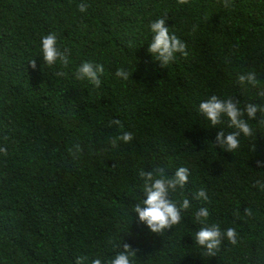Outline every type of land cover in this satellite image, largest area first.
Wrapping results in <instances>:
<instances>
[{
  "label": "trees",
  "instance_id": "1",
  "mask_svg": "<svg viewBox=\"0 0 264 264\" xmlns=\"http://www.w3.org/2000/svg\"><path fill=\"white\" fill-rule=\"evenodd\" d=\"M224 2L0 0V264H110L125 243L135 251L131 264H264L260 114L253 135L241 133L229 152L217 133L237 129L227 116L213 126L198 110L212 95L242 108L264 104V0ZM163 17L188 51L167 67L148 51L149 25ZM48 34L67 66L44 61ZM86 61L105 67L99 88L76 78ZM253 70L259 85L241 87L238 75ZM123 131L133 141L114 148ZM160 167L167 178L188 168L187 184L168 199L191 206L179 224L154 233L134 207L146 199L139 172ZM200 189L206 201L195 198ZM200 208L210 213L204 223L195 219ZM213 224L235 228L237 243L222 238L207 256L195 234Z\"/></svg>",
  "mask_w": 264,
  "mask_h": 264
},
{
  "label": "clouds",
  "instance_id": "2",
  "mask_svg": "<svg viewBox=\"0 0 264 264\" xmlns=\"http://www.w3.org/2000/svg\"><path fill=\"white\" fill-rule=\"evenodd\" d=\"M179 5H186L189 0H177ZM224 6L228 7V0H225ZM78 10L81 13L87 12V5L80 3L77 5ZM150 32L153 34L152 41L149 45L148 51L153 54L154 59L159 60L163 67H167L176 58V54L180 53L183 56H188L187 45L176 34L170 33V28L166 26L165 18H159L152 21L149 25ZM43 59L48 65H54L58 60L65 66L68 64V56L62 53L57 48V37L55 34L45 35L41 40ZM32 68H36V62L32 61ZM105 72V67L101 63L93 64L92 62H84L76 70V78L79 80H87L94 87L99 88L101 86V75ZM57 75H64L63 72L57 73ZM115 76L127 80L129 73L124 68H118L115 72ZM237 82L241 87L245 85L257 86L259 80L257 73L253 71H247L240 73L237 77ZM261 98H264V87L258 92ZM198 110L204 115V117L210 122L211 125H220L223 120V116H227L229 121V127L237 129L235 132L225 133L221 130L217 133L216 143L229 152L236 151L240 146V140L238 136L241 133L245 137L253 135V127L250 123L251 120L256 119L257 113L260 114V123L264 124V104L247 103L243 108L240 107V103L231 97L227 99H220L216 95L210 96L208 99L201 101ZM245 116L247 119H245ZM112 124L119 125L123 129V123L114 119ZM134 139V133L130 131H123L121 135L111 140L112 146L118 147V142L131 143ZM79 146L77 145V148ZM0 153L7 154L6 147H0ZM257 165L264 166V161H257ZM155 173V174H154ZM139 176L144 180V191L146 192V199L141 203H137L134 207V211L138 214L139 221L147 225V227L154 233H163L166 229L171 228L173 225L179 224L182 215L181 208L187 210L190 208V201L184 199L180 208L176 204L168 199L169 191H175L177 187L183 189L189 179V170L186 167H180L176 170L175 175L172 178L165 176V170L160 167L153 171L139 172ZM260 188L264 190V183L256 181ZM195 198L207 200V192L205 189H200ZM143 205V206H142ZM247 211H251L250 209ZM210 213L207 208H200L195 213V219L204 223ZM222 238H226L230 243H237V232L233 227L225 229L222 233L219 224H213L210 228H201L195 234V241L198 245L206 249L205 255L214 256L217 249L221 245ZM124 251L117 254L110 264H131L130 256L135 255V251L132 250L131 245L125 243L123 245ZM84 257H77L76 264H83ZM92 264H103V261L99 258L94 259Z\"/></svg>",
  "mask_w": 264,
  "mask_h": 264
}]
</instances>
